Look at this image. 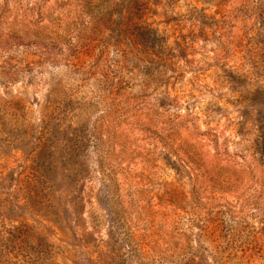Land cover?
<instances>
[{"label":"rangeland","instance_id":"rangeland-1","mask_svg":"<svg viewBox=\"0 0 264 264\" xmlns=\"http://www.w3.org/2000/svg\"><path fill=\"white\" fill-rule=\"evenodd\" d=\"M0 264H264V0H0Z\"/></svg>","mask_w":264,"mask_h":264}]
</instances>
